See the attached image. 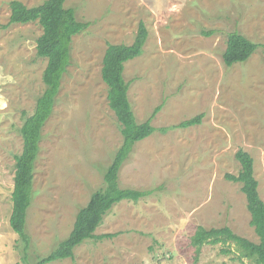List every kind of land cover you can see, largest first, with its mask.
I'll list each match as a JSON object with an SVG mask.
<instances>
[{
	"label": "rangeland",
	"instance_id": "374dc122",
	"mask_svg": "<svg viewBox=\"0 0 264 264\" xmlns=\"http://www.w3.org/2000/svg\"><path fill=\"white\" fill-rule=\"evenodd\" d=\"M11 1L0 0V264L47 256L104 185L103 171L123 135L109 105L103 59L110 43L131 44L142 21L148 39L124 75L137 119L153 117L156 130L133 145L119 179L122 188L147 195L108 211L96 234L114 237L87 239L74 258L47 264H257L224 244H205L197 254L191 237L199 225L229 226L259 241L242 184L226 174L241 170L239 150L250 153L264 201V0L66 1L83 2L80 14L93 23L74 37L73 63L43 127L27 214L28 262L10 225L14 170L24 118L45 89L47 59L37 55L42 26L11 23ZM21 1L32 7L45 0ZM234 31L261 46L228 66L223 53ZM199 114V124L174 127Z\"/></svg>",
	"mask_w": 264,
	"mask_h": 264
},
{
	"label": "trees",
	"instance_id": "16d2710c",
	"mask_svg": "<svg viewBox=\"0 0 264 264\" xmlns=\"http://www.w3.org/2000/svg\"><path fill=\"white\" fill-rule=\"evenodd\" d=\"M66 1L45 0L40 5L32 7L27 6L21 0H12L10 3L11 23L38 22L42 26L43 32L37 37V55L47 59L43 72L45 89L37 98L33 114L24 118L21 127L23 150L16 155V169L14 170L13 210L10 225L19 236L18 241L22 243L23 259L26 262H28V250L31 243V237L26 230L27 214L32 202L34 168H36V161L41 150L43 127L54 113L64 77L69 73V67L73 63L72 42L74 37L87 30L93 23L80 14L83 2L68 5ZM146 28L145 23L140 22L136 38L131 44L110 43L104 55L102 78L108 85L109 105L121 124L123 135L121 146L103 171L104 185L93 190L89 201L79 207L70 234L52 252L39 258L34 264H47L56 260L74 258L75 248L85 240L114 237L117 233L96 234V229L103 222L108 211L123 200L138 201L147 195V192L143 190L122 188L119 179L121 165L128 158L133 145L156 130L151 123L153 117L143 122L137 119L129 98L130 83L124 75L126 63L140 56L144 51L149 35ZM259 46L261 45L240 32H231L228 35L223 60L228 66L244 62ZM159 109L160 106L155 112ZM202 116L199 114L174 127L199 124ZM162 130L165 131L167 128ZM235 157L241 164V170L236 175L227 173L226 177L242 184V191L246 194L247 206L251 213V224L259 236V241L249 240L235 233L229 226L207 228L199 225L191 237V243L196 247L197 254L205 244L234 246L241 258L250 257L257 264H264V201L258 190L259 182L254 175V158L242 149L236 153ZM230 248L223 247L222 251L230 252ZM28 264L31 263L28 262Z\"/></svg>",
	"mask_w": 264,
	"mask_h": 264
}]
</instances>
